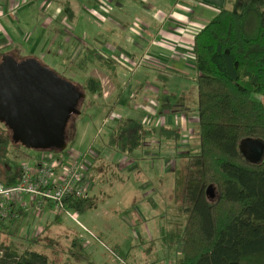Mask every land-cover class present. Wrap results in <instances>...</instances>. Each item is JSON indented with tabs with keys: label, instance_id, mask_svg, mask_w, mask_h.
I'll return each instance as SVG.
<instances>
[{
	"label": "trees",
	"instance_id": "16d2710c",
	"mask_svg": "<svg viewBox=\"0 0 264 264\" xmlns=\"http://www.w3.org/2000/svg\"><path fill=\"white\" fill-rule=\"evenodd\" d=\"M227 3L230 8L219 9L194 40L199 146L173 170L174 214L167 220L183 223L182 230L179 235L171 229L162 232L167 245L174 239L175 264H264V156L252 163L240 150L243 140L264 144V102L256 98L264 97V0ZM67 4L62 6L71 23L75 13ZM82 89L103 96L102 84L94 77H87ZM146 128L134 118H120L106 145L130 155L146 143ZM158 136L176 143L183 139L176 127H161ZM11 143L21 146L0 136L3 185L16 184L21 176L18 163L8 154ZM210 187L218 192L215 201L208 197ZM66 204L75 212L96 206L90 197H71ZM20 229L11 225L0 234V264H60L33 249L38 237L19 252L9 238H17ZM66 254L61 264H94L78 237L71 240Z\"/></svg>",
	"mask_w": 264,
	"mask_h": 264
},
{
	"label": "rangeland",
	"instance_id": "374dc122",
	"mask_svg": "<svg viewBox=\"0 0 264 264\" xmlns=\"http://www.w3.org/2000/svg\"><path fill=\"white\" fill-rule=\"evenodd\" d=\"M1 1L2 0H0V18L10 13V11L6 12V9L2 7L3 5L1 4L6 3L8 0ZM58 1L68 2L76 14L74 24L67 22L69 26L66 28L68 33L66 35V46L62 48L58 54L61 58L66 60V62L61 63V65L68 67L69 70L65 73L63 70L57 69L49 64L42 57L36 59L43 66L53 70L60 77L72 82L84 91L82 86H84L85 83V75L93 77L98 72H95V68H93L96 66H90L92 62L86 64V66H88L86 70L76 71L78 67L81 68L80 66H82V63L87 62L86 60L91 61L89 53L76 44L77 42L85 40L77 37L81 35L82 30H86V28L81 26L82 24H91L93 18V24L97 25L98 20L93 15L91 18L89 15L90 12L89 14L83 13L81 17L78 5L79 2L82 1L89 9L98 10V7H94V0ZM117 1L110 4L113 8L111 12L113 16L118 13H123V11L127 12V8L124 7L121 9ZM18 2V7H21L26 4L27 0H18ZM28 2L30 3V0H28ZM133 2L135 5H138L139 8L145 11L149 10L144 1L133 0ZM205 7L207 6L205 5ZM209 7L212 13L211 16L214 17L219 9L224 7L230 8V4H226L224 0H214L212 5L209 4ZM28 8L29 10L26 12L20 15H18L19 12L13 13L12 16L16 21H20L19 26L25 27V30H27L31 37L38 27H41L44 16L30 11V6ZM135 9L138 11V7H135ZM138 12H129L126 16L123 25L126 26L127 29H130L134 23H145V21H141L143 18L140 17ZM27 35H25V37ZM131 35L134 36L132 33ZM85 42L89 45V41ZM18 45L21 47L24 44L20 42ZM92 45L91 42V46ZM26 49L28 48L26 47ZM101 49L103 50V48ZM21 55V52L16 53V60H24ZM134 59L137 58L134 57ZM93 62H96V60ZM97 63L100 64L101 68H107L106 66L110 65H107L104 59L99 60ZM139 69H133V71L130 72V77L137 75L136 73H138ZM106 71L110 74L109 70L106 69ZM73 74H75V76H72ZM165 74L172 75V72L166 71ZM187 75L190 76L191 71L187 72ZM104 83L106 86L105 91L108 92L111 85L108 81ZM94 98L95 99L86 93V99L80 105V114L73 116L68 123L67 150L86 153V151L89 150H96L94 146L102 144L100 149L98 147L96 151L99 155L94 157L90 154L89 157V160L92 162L88 173L92 186L89 197L95 202V208L92 210H85L84 212L73 211L72 214L76 217L78 222L65 216L63 223H52V216L48 219H41V216H39L38 218L41 220L39 221L37 219L32 225L33 228L30 231V240H28L26 236V228H23L19 232L15 244L19 252H23L30 244L31 240L38 236V243L33 249L37 252L46 254L51 260H57L61 264L67 258L66 252L69 249L72 237L76 235L83 237L89 236L92 239H94V237L97 239L94 243L95 246L92 241V245L90 246H94V250L90 248L91 252H89L94 264H175L176 251L171 243L174 239L169 241L170 245H167L163 241L161 233L165 229H171L172 234L173 232L174 234L177 232L176 235H179L182 230L183 223L174 222L172 219H170L171 223H168L167 220L170 214H174V196L172 193V183L174 182L173 170L175 165H180L181 159L188 154L191 148L199 146V127L195 128L191 127L190 123L186 124L185 122H179L185 130L183 137L184 141L179 144V151L175 152V146L168 145L166 142L163 143L161 148L158 144L159 138L157 131L164 120L161 118L162 114L157 115L156 113V106H158L157 102L154 98L148 97L145 101L146 103H142V100L137 103L138 98H135V103L132 104V108L128 106L126 110L117 112V114L119 116H127L124 118L135 117L134 119H138L137 121L144 125L146 124L147 140L148 142L150 141L148 144H150V147H153V149H145L148 146V144H145L130 155H121L105 146L108 137L106 133L110 128L109 121H106V113L109 110L104 106H107L104 99L101 97L97 98V96ZM256 98L262 99L264 102V97L256 96ZM197 101V113L199 114L198 95ZM149 103L151 108L148 107ZM146 108L150 111H147ZM195 111L196 107L194 106L191 113ZM108 118H110V115ZM112 118V122H114L118 116L113 115ZM181 120L183 121L184 118L181 117ZM154 130L156 132H154ZM0 136H9L11 138L10 130L2 123H0ZM7 149L10 158L18 163L20 169L23 167V164L29 161L33 163L38 153L45 152L27 149L22 145L15 146L12 143ZM150 152H154L153 156H159L154 158L151 156L149 157ZM157 152H159V154ZM176 154L179 157L176 156ZM16 155H22L23 159L17 160L15 158ZM160 155L167 156L168 162L166 161L164 163ZM217 193L218 192L214 189L213 194L215 198L211 200L215 201L217 199ZM152 199L156 200L158 203L157 207L152 206ZM82 225L91 231L94 236H91L90 233L85 231ZM44 227H46V231H44ZM42 229L43 232L41 231ZM87 249L89 251V248Z\"/></svg>",
	"mask_w": 264,
	"mask_h": 264
},
{
	"label": "crops",
	"instance_id": "0c3cea01",
	"mask_svg": "<svg viewBox=\"0 0 264 264\" xmlns=\"http://www.w3.org/2000/svg\"><path fill=\"white\" fill-rule=\"evenodd\" d=\"M114 1L117 0H94L95 6H93L98 7V10L89 9L85 6L84 2L80 1L78 8L81 12V17L83 13L89 14L90 12L91 18L92 15L97 18L98 24L94 25L92 18L91 24L81 25L86 30H82L81 35L77 38L89 41V45L85 41L77 42L75 40L79 47L84 48L89 53L91 59V61L86 60V63H82V66H80L82 68L78 67L76 71L86 70L88 62H92L90 66L97 67H93L95 68V72H98L93 77L98 79L102 84L103 96L101 98L104 99L107 104V106H104L109 110L106 113V120L109 121L110 126H108L110 128L106 134L109 135L120 118L127 117L124 115L119 116L117 112L126 110L128 106L132 108L135 98H138L137 103L140 100H142V103H146V99L152 97L158 104L156 106L157 115L162 114L161 118L164 120L162 123L160 122L161 125L159 123V127L180 128L184 137L185 130L180 123H190L191 127L198 128L197 80L199 75L195 69L194 40L199 31L213 17L211 16L209 4L212 5L214 0H142L147 4L148 11L139 8L138 5L134 4L133 0H118V6L121 9L126 7L127 12L118 13L115 15L116 17L111 14L113 8L110 4ZM62 3L68 2L30 0L29 3L27 0L26 4L21 7H18V0H8L6 3H1L6 12L10 11V13L0 18V57L6 53L15 57V54L20 52L23 59L42 57L49 64L66 73L69 68L61 65L66 60L58 55L62 48L66 46V35L68 34L66 28L69 26L67 14ZM29 6L30 11L44 16L41 27H38L31 37L27 30H25V27L19 26L20 21H16L12 16L13 13L19 12L18 15H20L26 12L29 10ZM135 7H138L139 12ZM133 11L138 12L140 17L143 18L141 21H145V23H134L130 29H127L123 24L128 13ZM75 20L76 14L74 21L71 23L74 24ZM25 35L27 36L25 37ZM20 42L24 44L21 47L18 45ZM134 57L137 59H134ZM101 59H104L107 65H110L106 66L107 68H101L100 64L97 63ZM95 60L96 62H93ZM106 69L109 70L110 74H108ZM133 69H139L138 73L130 77V72ZM166 71L172 72V75H166ZM189 71H191V77L187 75ZM72 76H75V74ZM85 76L86 78L89 77L88 75ZM105 81H108L111 85L108 92L105 91ZM92 97L95 99L94 97L96 96ZM194 106L196 107V111L191 113ZM148 107H150V103ZM146 110L150 111L147 108ZM109 115L110 118H108ZM113 115L118 116L114 122H112ZM180 116L184 118L183 121ZM160 128L157 132H159ZM154 132L156 131L154 130ZM182 141H184V138ZM164 142L175 146V152L179 151V144L181 142L176 143L172 139L159 138L158 144L161 148ZM106 143L105 146H107ZM148 143L150 141L148 142L146 139L145 144ZM101 145L94 146L96 149L92 150L94 157L99 155L96 151L98 147L100 149ZM145 149H153V147H150V144H148ZM153 153L150 152L149 157L154 158L159 156H153ZM157 153L159 154V152ZM177 154L176 156H178ZM39 155L38 153L33 163H30V161L27 163L35 165ZM160 156L165 163L168 159L167 156ZM37 203V200L31 201L30 198L25 197L20 204H14L11 220L0 224V234L5 232L6 227L11 225L16 227L19 225L21 229L26 228V236L30 240V231L37 219L40 221L43 218L48 219L52 216V223H63L65 215L56 213L53 207L47 203L43 205L42 211H38L36 208ZM151 204L156 207L158 205L156 200L153 199L151 200ZM39 216H41V219L38 218ZM41 231L43 232V229ZM44 231H46V227H44ZM75 237H79L84 242L85 246L89 248V252H91L90 248L94 250L96 237L92 239L89 236L76 235L72 239ZM9 239H12L15 243L18 238ZM92 241L94 246H90L92 245Z\"/></svg>",
	"mask_w": 264,
	"mask_h": 264
},
{
	"label": "water",
	"instance_id": "95a60500",
	"mask_svg": "<svg viewBox=\"0 0 264 264\" xmlns=\"http://www.w3.org/2000/svg\"><path fill=\"white\" fill-rule=\"evenodd\" d=\"M86 93L43 66L36 58L16 60L4 54L0 61V123L14 144L27 149L64 152L67 126L80 114ZM240 150L252 163L263 158L264 144L243 140ZM213 188L207 191L214 199Z\"/></svg>",
	"mask_w": 264,
	"mask_h": 264
},
{
	"label": "built area",
	"instance_id": "2783aa9c",
	"mask_svg": "<svg viewBox=\"0 0 264 264\" xmlns=\"http://www.w3.org/2000/svg\"><path fill=\"white\" fill-rule=\"evenodd\" d=\"M90 154L94 156L92 150L79 153L66 149L60 154L45 151L40 153L35 165L23 164L19 182L13 185L0 184V224L11 220L13 205L20 204L25 197L38 201V211H42L43 205L47 203L56 213L78 222L66 201L71 197L83 199L90 196Z\"/></svg>",
	"mask_w": 264,
	"mask_h": 264
}]
</instances>
